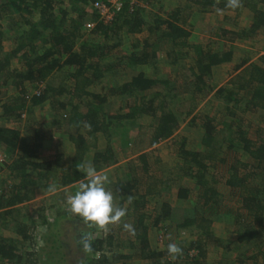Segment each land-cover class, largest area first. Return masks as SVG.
<instances>
[{
  "label": "trees",
  "instance_id": "1",
  "mask_svg": "<svg viewBox=\"0 0 264 264\" xmlns=\"http://www.w3.org/2000/svg\"><path fill=\"white\" fill-rule=\"evenodd\" d=\"M96 1L99 0H60L56 8L54 0H0V21L6 16L12 21L14 18L10 19L9 15L17 13L22 15V22L17 21V26L21 23L26 26L20 36H11L7 35L0 22V149L4 150V159L0 161V219L7 220L1 224L2 227L11 223L13 214L20 213L25 202L35 198L38 189L49 191L50 186L56 189L66 187L57 192L62 195L77 188L84 179L86 162L97 171L115 164L117 158L113 155V149L98 148L99 134L105 135L110 142L115 135L112 134V128L116 127V130L122 128L121 137L126 138L130 128L140 118L147 116L153 122L152 144H155L171 138L184 121L176 112L167 110L172 101L184 95L195 100L205 99L211 94L214 86L208 83L207 78L213 74L214 67L234 60L235 49L227 46L228 48L212 50L193 45L192 30L185 26L187 18L181 8L202 12L219 9L238 13L248 8L253 14L249 29L236 32L224 28L221 36L231 35L229 39H236L257 33L264 35V0H239V7L235 9L226 7L227 0H185L174 11L163 14L157 12L152 20L147 19L142 11L135 10L130 0H125L121 10L108 23L101 19L94 8L90 16L93 27L84 29L87 15L85 6L89 4L92 7ZM146 1L159 3V0ZM70 13L72 16H69ZM75 13L78 17H73ZM122 29L128 34L145 31L148 36L145 40L135 38L130 44L127 56L122 55L104 63L103 51L109 52L117 44L101 45L98 37L110 38L111 34H117ZM8 41L11 44L10 49L5 46ZM139 45L143 46L140 48ZM163 45L166 46V57L173 58L170 63L176 65L173 80L168 76L149 74L144 70L135 71L131 76H122L118 71L122 68L134 70L138 66L156 63L160 60L158 50ZM195 47L194 54H191L190 49ZM149 48L152 50H148ZM184 48H187L185 52ZM186 57H190V60L182 63L181 60ZM16 58L22 63V68L9 70ZM260 59L264 60V55ZM246 63L247 60L244 59L236 65L235 70L243 68L241 73L244 74H235L231 82L240 91L246 93L250 90L251 101L259 106L261 104L256 100H264V66L256 62L245 66ZM63 70L64 75L58 81V73L61 74ZM111 72L113 76H108ZM102 81L110 87L109 92L90 90L93 84ZM8 84L14 90L10 96L2 91ZM38 86L40 88L37 89ZM33 87L35 91H30ZM214 95L227 103L221 121L224 134L219 142L220 146L227 144V148L234 150L235 154L241 150L251 159L250 162H243L235 155L233 161L226 166L228 177L225 184L241 195L239 208L244 211L241 214L242 220L238 222L241 225L235 230L238 236L231 237L229 243L236 238L237 244L243 248L253 246L249 250L254 251L255 247L264 244V128H257L256 138H251L243 129L241 118H236L234 112L241 100L234 89L221 86ZM59 96L61 97L58 99ZM110 96L134 99L133 102L123 99L125 104L119 110L105 112V104ZM47 106L51 112L56 111V120L53 123L66 127L63 133L67 139L64 141L61 138L60 142H72L77 147L78 153L69 164L64 162L66 154L63 145L52 148L54 153L51 159L38 158L47 138V129L44 126L38 127L32 137H26L19 130L2 124L3 116L6 119H19L25 111L31 116L36 112V107L45 109ZM192 120L196 122L197 118L193 117ZM199 125L206 151L187 149L185 138L179 143L182 161L188 164L183 174L196 179L199 189L179 188L177 197L189 200L191 193L197 192L202 205H206L217 196L213 181H218V178L217 173L212 172V167L219 166H211L208 162L218 161L215 157V143L220 133L218 123L208 113L204 114ZM90 138L94 142L88 146ZM108 145L110 146L109 143ZM91 146L94 150L92 155L89 152ZM148 156L146 153L139 155L143 169L148 167ZM219 163L224 165L225 159H221ZM261 167L263 173H257L255 170ZM121 170L123 175L115 191L119 200L117 206L124 207V202L130 198L127 210H130L128 215L134 220V232L131 234L135 240L129 241L128 246H137L139 256L149 264L207 262V246L213 244L212 240L217 239L218 234L214 231L213 221L202 211L203 207H180L159 202L158 213H155L152 223L149 224L147 219L151 215L138 210L146 202L145 195L139 194L138 178L131 172L129 164L127 167L121 166ZM221 172L224 176L222 168ZM4 174L8 178H3ZM257 178H260L259 184L256 183ZM210 181L212 185L209 184ZM69 186L71 187L67 188ZM135 196H139L137 200ZM75 217L58 210L52 219L43 217L40 224L15 219L13 232L18 237L0 234V264H114L116 259L128 261L133 258V254L111 252L115 246L113 235L96 236L93 232L97 229L94 224L85 222L82 217ZM165 221L171 222L180 237L186 233H189V238L193 237L190 246L187 249L182 248V255L175 261L167 254V250L161 251L151 246L149 230ZM41 224L44 230L36 236L35 232ZM85 240L90 245L89 250L84 247ZM38 241L43 244L40 249L36 248ZM247 251L246 248V252L238 256V264H258L257 254H248ZM219 264L227 263L224 260Z\"/></svg>",
  "mask_w": 264,
  "mask_h": 264
},
{
  "label": "rangeland",
  "instance_id": "2",
  "mask_svg": "<svg viewBox=\"0 0 264 264\" xmlns=\"http://www.w3.org/2000/svg\"><path fill=\"white\" fill-rule=\"evenodd\" d=\"M58 1L60 0H54L56 8H58ZM130 3L133 4L132 6L135 10L138 9L139 11H142L147 19L152 20L154 18V14H157V12L163 14V12H170L172 10L174 11L180 5L184 4L185 0H159V3L155 2L154 4L150 3V1L147 2L146 0H130ZM67 6L69 5L67 4ZM94 8L97 12H99L94 3L92 7H90L89 4L85 6L87 15L83 25L84 29H90L93 27L90 16L93 14L92 12L95 10ZM181 9L183 10V15L187 18V24L185 26L192 30L191 43H193V45L201 46L204 49L210 48L212 50L221 47L232 46L235 49L234 60L214 67L213 74L207 78L208 83L212 84L214 89L205 99L195 100L189 95H184L179 96L167 106V110H172L176 112L177 115L184 118L180 128L171 138L160 140L157 143L152 144L153 122L152 119L147 116L140 118L136 122V125L130 128L128 136H125L126 138H124V136L121 137L122 128H118L116 130V127L112 128V134L114 133L115 135L112 136L110 142H108L109 140L105 137V135L103 136L99 134L97 141L98 148L103 149L110 147L113 149V155H115V158H117V162L108 167H103L100 171H97V173L107 175L109 182L106 187L112 192L114 196V203L117 206L119 200L118 197H116L117 194L115 191L117 190L116 185L123 175L121 166L124 165L127 167L129 164L131 172L135 174L139 180V194H144L146 197V202L144 203L145 206L143 208L140 206L138 210L144 211L147 215H151V217L147 219L149 224L152 223L153 218L158 213L157 207H160L159 202H167L170 205L180 207L202 206V211L213 221L214 231H216V234H218L216 237L217 239L212 240L213 244L207 246L209 248L207 252V262L204 264H219V262H224V260H226L227 264H238V256H240L242 252H246V248L248 249V254H251V252L257 254L256 260L259 261L258 264H264V244L262 246L260 245L258 248L255 247L254 251H250L249 249H252L253 246L251 248H248L247 246L243 248L242 245H239L237 242H235L236 238L229 243L231 237L234 238L235 236H238L236 235L235 230L239 225H241L238 222L242 220L243 216H241V214H243L244 211H241L239 208L241 195L238 194V192L233 191V189L229 188V186L225 184V180L228 177L226 166L228 163L233 161V157L235 155L243 162H250L251 159L249 160L248 156L245 155V153L241 150L235 154L234 150H229L227 148V144H224L225 146L223 147L220 146L219 142L221 141L222 135L224 134L221 121H223L227 103H225L223 99L220 100L214 95L215 91L221 86L228 87L230 90L234 89L238 92V98L240 97L239 99L241 100L234 110L237 116L236 118H241V125L243 129L249 133L248 135L251 138H256L255 133L257 132V128H260V126L264 128V100H256L261 105L255 106L251 101L252 93L249 92L250 90L246 91L245 93L234 88L231 80H233L235 74H240L242 72L243 68H240L236 71L235 67L244 59L247 60L245 66L253 62L264 66V60L260 59V57L264 55V35L257 33L256 35H250L241 38L239 37L236 39H229L231 35L227 37L221 36L222 30L224 28L228 30H235L236 32L243 29H249L253 14L248 8L242 9L239 13L236 11L202 12L196 11L192 8ZM9 16L10 19L14 18V20L11 21L9 20V17L6 16L0 21L2 26H4L5 32L7 35L18 34L20 36L22 30L26 28L24 23H21L20 26H17V21L22 22V15L13 13ZM69 16H72L71 13ZM73 17H78L77 13L73 14ZM110 36V38H105L103 36L98 37L101 45L117 44V46H115L111 51H103L105 56V59H103L104 63L113 61V59L115 60L122 55L127 56L130 52L129 48L132 41L135 38L145 40L148 34L145 31L139 34H128L124 29H122L117 32V34L113 33ZM6 43L7 45L5 46H8L10 49V42L8 41ZM139 46L141 48L143 45ZM165 48L166 46L163 45L162 48L158 50L157 54L160 57V60L156 61V63L138 66L136 69L133 68L134 70H131L130 68H122L118 69V71H120L122 76H131L135 71L144 70L149 74L157 73L161 76H168L173 80L175 78L176 65L170 63L173 58L166 57L167 54ZM184 49L185 52L187 48ZM148 50H152V48H149ZM195 50L196 47L190 49V53L194 54ZM186 58L181 60V62L183 63L185 60H190V57L187 59ZM15 68H22V63L18 58L12 61L9 70H13ZM112 74L113 72L108 73L107 75L111 76ZM241 74L243 75L244 73ZM63 75L64 70L61 74L58 73V81L61 80ZM40 86H38L37 89L40 88ZM34 87L30 88L29 90L35 91ZM109 88L110 87L107 85V83L102 81L93 84L90 87V90L104 93V91L109 92ZM2 91L9 96L14 92L10 85L8 87H3ZM166 91L167 89H165V92ZM60 97L61 96H59L58 99ZM123 99L133 102L134 98H118L115 96H110L105 104L106 106L104 111L115 112L119 110L120 107L125 104L122 101ZM234 102L235 101H233V103ZM233 103L230 104L232 105ZM35 111L36 113H34L33 116L28 115V112L25 111L24 114H26V116H21L19 119H6L5 116H3L4 118L2 124L14 126L15 128L18 127L23 135L29 137L34 134L33 123L41 121L40 123L51 124L52 127L46 130L47 138L44 141V146L42 148L43 150H41L39 153L38 158L51 159L54 153L52 148H55L56 145H63V149L65 150L66 154L64 162L65 164H69L71 159H73L74 156L76 157L78 150L72 142H65L63 144L60 142L61 138L64 139V141L67 139V136L65 133H63L66 127H61L59 124L58 127V125L56 126L55 123H53L56 120V116H54L56 111L52 110L51 112L49 106H47L45 109H39V107H36ZM1 112L2 110H0V113ZM205 113H208L210 116H212L215 122L218 123V130L220 134L219 138L216 140L217 143H215V146L217 144L215 157L218 159V161H212L213 163L208 162V164L211 166L215 164L214 166H219V168L212 167V172H216L218 178V181H213V184L217 189V196L208 204L202 205V201H200L197 197V192L191 193L189 200H181L177 197V192L179 188H189L194 190L199 189V187L196 185V179L183 174L186 172L188 164L182 161V157L179 153V143L181 142V139L185 138L187 149L206 151L204 145L202 144L201 138L203 136V132L201 126L199 125L201 123V118L204 117ZM34 115H36V117H34ZM193 117L197 118V123L192 120ZM53 128H55V131ZM233 136L234 134L231 137ZM126 140H129V142L127 143ZM93 142L94 140L90 138V140L87 142V145L90 146L93 144ZM91 148L92 146L90 149ZM3 151L4 150L0 149V154L4 155ZM93 151V148L89 151L91 155ZM141 153H146L149 155V163L148 167H146L148 169L147 171L146 168H142L143 162L139 158ZM221 159H225L224 165L223 163H219ZM220 165H222V167ZM88 166L91 165L86 162L85 168ZM221 168L223 170L224 176L221 175ZM255 171L257 173H263L261 172L263 171L262 167ZM6 177V174H4L3 178ZM258 179L260 180V178H257L256 183H258ZM209 184L212 185L211 181ZM71 186L67 188H70ZM63 189H66V187L56 189L55 192L38 189L35 198L30 202H25L21 206L22 208L20 213L13 214L14 219H12L11 223H9L10 228L7 224L5 227H2L1 224L7 222V220L0 219V234L18 237L13 232V228L15 227V219L26 221L28 223L35 222V224H40L43 220V217H46V219H52L58 210L71 217L77 216L69 210V207L66 203L68 197L76 191V188L68 193L65 192V194L63 193L62 195H59L57 192H60V190ZM139 196H135V199L137 200ZM55 202L58 204L56 203V205H54ZM128 203V200L124 202L123 208L126 210ZM55 208H58V210ZM128 214H130V210H127L126 215L121 218L118 223L109 224L103 229L94 225V227L97 229H95L93 232H95L96 236L107 237L108 234L113 235V243H115V246L111 249V252L113 251L123 254H133L132 259H129L128 261L116 259V263L114 264H149L146 262V260L139 256V250L137 246L133 248L128 246L129 241L135 240L131 232L126 231L123 228V224L125 223L133 226V217ZM43 230L44 228L41 224L38 230L35 232L36 236H39ZM149 236L152 248L161 251L167 250V245L170 242L176 243L181 248L187 249L193 240L192 236H190L192 238H189V233H186L180 237L178 232L171 225L170 221L161 222L157 227L153 226V228L149 230ZM41 246H43L42 242L38 241L36 248L40 249ZM111 252L108 254H111Z\"/></svg>",
  "mask_w": 264,
  "mask_h": 264
},
{
  "label": "clouds",
  "instance_id": "3",
  "mask_svg": "<svg viewBox=\"0 0 264 264\" xmlns=\"http://www.w3.org/2000/svg\"><path fill=\"white\" fill-rule=\"evenodd\" d=\"M226 7L233 9L239 7V0H227ZM83 172L84 179L66 201L69 210L82 217L85 222L94 224L101 229L109 224L118 223L126 215L127 210L114 203L113 194L106 187L109 182L107 175L98 174L93 166L86 167ZM49 191L55 192L56 188L50 186ZM129 202H131L130 198ZM123 228L126 231L134 232L133 226L130 224H123ZM84 247L86 250L90 249L87 240L84 241ZM182 253L183 250L178 244L169 243L167 245V254L173 261Z\"/></svg>",
  "mask_w": 264,
  "mask_h": 264
},
{
  "label": "built area",
  "instance_id": "4",
  "mask_svg": "<svg viewBox=\"0 0 264 264\" xmlns=\"http://www.w3.org/2000/svg\"><path fill=\"white\" fill-rule=\"evenodd\" d=\"M123 3V0H108L107 2H94L95 7L99 10L101 19L105 23H108L113 20L116 13L121 10ZM3 159L4 155L0 154V161H3Z\"/></svg>",
  "mask_w": 264,
  "mask_h": 264
},
{
  "label": "crops",
  "instance_id": "5",
  "mask_svg": "<svg viewBox=\"0 0 264 264\" xmlns=\"http://www.w3.org/2000/svg\"><path fill=\"white\" fill-rule=\"evenodd\" d=\"M36 113V112H35ZM2 114V112L0 113V115ZM34 114V113H33ZM33 114L31 115V116H33ZM26 116V114H23L22 115V117H25ZM34 117H36V115H34ZM41 121H38V122H35V123H33V125H34V129H33V131H34V133H35V130L38 128V127H40V126H44L46 129H48V128H50V127H52L51 126V124H47V123H43V125H42V123H40ZM5 127H8V128H13V129H17V130H19L18 129V127H14V126H8V125H4ZM53 130L55 131V128H53ZM20 131V130H19ZM46 131V130H45ZM21 132V131H20ZM22 134V133H21ZM23 135V134H22ZM34 135V134H33ZM32 135V136H33ZM57 135H58V133H57ZM23 136H25V135H23ZM32 136H30V137H32ZM26 137H29V136H26ZM213 247V246H212Z\"/></svg>",
  "mask_w": 264,
  "mask_h": 264
}]
</instances>
